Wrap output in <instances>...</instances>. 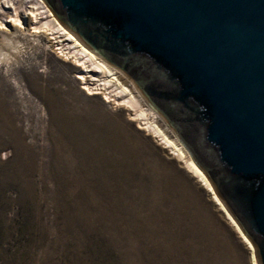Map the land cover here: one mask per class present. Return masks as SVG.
<instances>
[{
  "label": "bare ground",
  "instance_id": "obj_1",
  "mask_svg": "<svg viewBox=\"0 0 264 264\" xmlns=\"http://www.w3.org/2000/svg\"><path fill=\"white\" fill-rule=\"evenodd\" d=\"M9 2L12 8L0 3V9H3L0 18L14 14L22 20L24 27L12 26L7 32L0 29V63L20 70L25 48L32 45L69 66L65 75H52L47 67L40 74L36 66L20 70L19 74L29 93L37 96L48 111L49 142L41 151L45 160L41 157L43 162L39 164L45 168L44 175L55 182L54 200L66 209L70 222L97 223L100 231L111 233L114 240L115 236L116 239L133 236L136 241H127L125 250V256H136L132 258L133 264L143 260L147 264H235L230 247H227L226 232L197 191L175 168L145 154L144 147L124 128L105 115L90 113L77 104L68 87L67 76L73 69L76 72L73 80L82 85L86 94H100L106 102L124 108L138 128L168 149L203 187L248 248L240 235L244 232L218 197L208 176L177 134L161 122L159 112L146 101L136 84L83 43L58 19L45 0ZM24 13H35L36 18ZM33 27L41 30L33 32ZM81 76L84 79H80ZM35 77L42 82L35 81ZM0 115L3 118L0 133L12 135L3 143H12L16 148L21 173H32L37 165L36 154L25 145L11 116ZM196 169L203 174L207 185ZM142 235L144 239H138ZM248 250L250 264H253V255L255 264H259L254 245ZM122 262L129 264L131 259L125 258Z\"/></svg>",
  "mask_w": 264,
  "mask_h": 264
},
{
  "label": "water",
  "instance_id": "obj_2",
  "mask_svg": "<svg viewBox=\"0 0 264 264\" xmlns=\"http://www.w3.org/2000/svg\"><path fill=\"white\" fill-rule=\"evenodd\" d=\"M128 75L264 264V0H46Z\"/></svg>",
  "mask_w": 264,
  "mask_h": 264
},
{
  "label": "rangeland",
  "instance_id": "obj_3",
  "mask_svg": "<svg viewBox=\"0 0 264 264\" xmlns=\"http://www.w3.org/2000/svg\"><path fill=\"white\" fill-rule=\"evenodd\" d=\"M47 5L50 7L48 3ZM52 11L54 12L53 9ZM21 59L20 70H29L30 67L36 66L40 74H43L41 70L47 67L48 73L52 75H65L69 70L68 65L57 60L51 53H44L32 45L25 48ZM20 70L0 63V114L11 116L13 126L21 135L25 145L36 154L35 165H37L32 173L22 174L21 166L17 161L16 148L12 143H3L10 140L12 135L9 132L0 133L2 141H0V264H124L122 260L125 258L131 259L132 263L134 261L132 258L136 256L134 254L125 256V250L127 241H136L133 236H127V239L126 237L116 239L115 236L114 240L111 233L104 234L100 231L97 223L87 225V223L70 222L66 209L57 205L54 200L55 182L44 175L45 168L42 169L39 164L42 161L41 157L45 160L41 151L49 142L48 111L41 100L26 89L25 82L19 74ZM121 72L133 82L129 76ZM75 74L76 72L70 69L67 84L77 99L76 103L81 104L80 106L90 113L103 114L110 118L111 122L124 128L142 145V148L144 147L145 154H150L153 159L163 161L164 163H161L175 168L174 170L197 191L201 201L207 205L218 224L226 232L227 247H230L235 264H250L248 248L235 230L230 228L223 213L208 198L206 191L202 186L200 187L197 180L178 163L168 149L138 128V124L128 118V111L106 102L100 94H86L81 88L82 85H78L73 80ZM40 80L35 77V81L41 83ZM2 119L0 115V121ZM160 120L170 127L162 116ZM172 132L175 133L173 129ZM142 237L143 235L138 239H144ZM140 264H147V261L143 260Z\"/></svg>",
  "mask_w": 264,
  "mask_h": 264
},
{
  "label": "snow or ice",
  "instance_id": "obj_4",
  "mask_svg": "<svg viewBox=\"0 0 264 264\" xmlns=\"http://www.w3.org/2000/svg\"><path fill=\"white\" fill-rule=\"evenodd\" d=\"M0 3H3L4 5H6L9 8H12V4L9 2V0H0ZM28 7H37V5H28ZM0 11H3V9H0ZM23 15H31L33 19L36 18V14L35 13H24ZM12 26H16V27H24V24L22 23L21 19L16 18V16L13 14L11 16H6L3 18H0V29L4 30L5 32H7ZM33 32H39L41 29L37 28V27H33L31 29ZM61 31H63L61 29ZM80 79H84V77H80ZM127 91V90H126ZM104 99L107 100V97H104ZM192 167L195 169V165H192ZM197 174L200 175L201 179L204 180L203 174L199 172L198 169H196ZM204 183L207 185V180H204ZM209 190L211 191V187L209 186ZM217 203H219V201H217ZM221 207H223V205H221ZM229 219L231 220V217H229ZM233 223H235V221H233ZM237 231H239V229H237ZM241 237L244 238L245 243L248 245V248L251 249L252 248V244L248 242L247 238L244 237V234L241 232L240 233ZM252 261L253 264H255V255H253L252 257Z\"/></svg>",
  "mask_w": 264,
  "mask_h": 264
}]
</instances>
